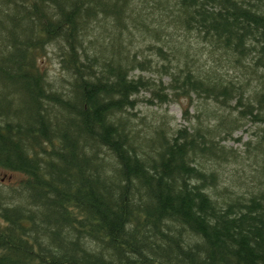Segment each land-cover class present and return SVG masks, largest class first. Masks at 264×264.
<instances>
[{
    "label": "trees",
    "instance_id": "obj_1",
    "mask_svg": "<svg viewBox=\"0 0 264 264\" xmlns=\"http://www.w3.org/2000/svg\"><path fill=\"white\" fill-rule=\"evenodd\" d=\"M199 43L227 61L194 67ZM141 89L202 105L142 131ZM245 120L241 155L220 140ZM247 157L264 170V0H0V264H264V176L224 172Z\"/></svg>",
    "mask_w": 264,
    "mask_h": 264
},
{
    "label": "rangeland",
    "instance_id": "obj_2",
    "mask_svg": "<svg viewBox=\"0 0 264 264\" xmlns=\"http://www.w3.org/2000/svg\"><path fill=\"white\" fill-rule=\"evenodd\" d=\"M162 9V8H160ZM160 11V10H158ZM162 15H163V19H158L161 23H157L160 25L165 26L168 31L170 30V32H172V36H177L178 35V42H177V46L176 45H172V46H176L177 48H179V46H181V49L184 50L185 46H186V41L187 38L184 35V33L182 34V30L177 28H173L172 27H168L169 25H171V22H167V17L164 15V12L161 11ZM156 15V14H155ZM151 17V16H150ZM144 18H147L144 16ZM155 19H157L155 17ZM150 19L148 18V21ZM170 23V24H169ZM169 24V25H168ZM168 25V26H167ZM188 38L190 40L194 39V36L192 34H189ZM171 40V39H170ZM200 45V50L204 52V54H206L207 56L205 57H201V60L197 61V62H193V66H209L212 65L211 62H209V60L211 59L208 54V52L206 53L205 51V45H202L201 43H199ZM192 49V47L190 48ZM48 51V50H47ZM50 51V48H49ZM152 54L151 52H149L147 55ZM201 56V55H200ZM44 61H42L44 64H46V66H50V73H53L55 70L51 69L54 68V57L52 55V53H48L45 58L43 59ZM213 61V60H210ZM227 59H221V60H216L213 61L214 65L216 66H221L224 64V62H226ZM135 73L138 72V70L134 71ZM233 73V72H232ZM142 75L144 76H148V77H152L157 79L160 74L158 72H156V70H143ZM169 77L167 74H165L164 72L161 74V81L162 84L165 85V83L168 81ZM253 84V81L251 80V85ZM166 91H169L168 88H166ZM136 106L133 109V111L136 112V117H135V122L137 123V126L143 131L146 127V125L144 123H139L137 121L140 120V117L142 116L143 118H145V122H148L151 120V122L153 121H158L160 119L164 120V123L167 124L169 127H172L174 125H186V126H191L194 123L193 117L190 119L184 118L183 117V108L185 107V105L187 104L188 106V110L190 114L196 113L197 108L199 109V107L202 105L200 104L201 99L197 98L196 96H186V95H182L179 97H175L171 99H169L166 102H160V100L158 99V96L154 95L151 91V89H141L137 94H136ZM174 97V96H173ZM197 103H199V106L197 105ZM206 103H210V102H206ZM209 106L211 104H208ZM200 116H202L201 112L198 113ZM242 121L240 124L235 125L234 129H232V132H230L229 135H227L225 138H223L222 140H220V142L222 144H224V148L225 149H233L236 150L237 152L241 153V155H244L246 153V149L247 146L248 147H252V145L254 146L255 142H256V133H258L259 131H261V128H263L259 122H252L250 120H245ZM226 134V133H224ZM218 137V136H217ZM246 142H248V144H246ZM225 153V151H223V154ZM234 162V161H233ZM238 163H229L232 165H229L226 169H224L225 174L228 176L226 177L227 179V183H230V180L234 183H237L238 181V185L239 188L238 190H241L240 187H243L242 190L247 189V185H252L254 186L256 181L260 179V177L264 176V170L262 165L259 164L258 168H257V163L256 164V170L252 171L257 173V171H259V173H257L255 176L251 177V175H249L251 173L252 167L251 164L253 162V158L251 157V159H249L248 157L245 160H239L237 161ZM234 166V167H231ZM235 167H238L242 172L235 170ZM239 176L238 179L233 180V177H231L232 175H236ZM258 174H260L259 176H257ZM19 176V173H17L16 171H10V170H6L3 168H0V181H3L4 183H11L14 182L15 179ZM230 176V179H229ZM241 177V179H240ZM257 179V180H256ZM255 181V182H254ZM222 184V182H220L219 186Z\"/></svg>",
    "mask_w": 264,
    "mask_h": 264
}]
</instances>
